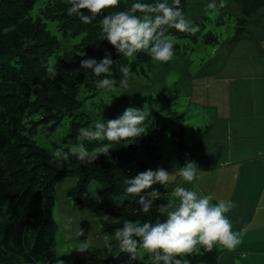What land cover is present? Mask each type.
<instances>
[{
    "label": "trees",
    "instance_id": "trees-1",
    "mask_svg": "<svg viewBox=\"0 0 264 264\" xmlns=\"http://www.w3.org/2000/svg\"><path fill=\"white\" fill-rule=\"evenodd\" d=\"M137 2L172 4V0H120L117 8L107 9L90 24H84L79 17L68 15L69 0L0 1V264L128 262V254L121 253L115 240L110 243L111 248H92L77 256L57 255L55 190L58 181L65 177L79 178L76 187L79 198L87 193L93 180L101 185L102 194L127 197L119 206L99 204L94 208L105 232L115 233L125 221L142 224L165 219L159 211V205L165 203L164 186H153L162 196L148 213L141 210L138 197L125 191V177L131 179L148 169L155 171L141 156L151 153L153 144L161 141L164 132L160 135L156 125L149 122V117L144 122L145 132L141 137L113 143L110 157L102 155L94 162H81L70 155L66 161L53 163V152L41 147L34 139L40 127L56 130L65 121L69 124L65 141L77 140L81 127L94 128L83 112L81 97L86 93V98L89 93L90 97L96 96L100 90L96 82L105 76L98 77L90 70L80 69L82 59L91 58L99 62L106 53L111 54L116 63L111 67L109 78L116 81V85L123 78L121 66L129 67L128 80H134V74L148 75L146 67L152 68L159 63L147 51H141L133 58H124L100 35V21L105 15L127 10ZM241 4L243 17L239 20L240 30L245 27L248 18L264 8V0H242ZM36 7L38 12L33 16ZM181 7L185 15L188 0H181ZM48 21L57 24L66 40L76 39L77 42L62 49V42L52 34ZM205 28L202 24L194 34L167 29V34L176 38V59L190 40L193 43L199 40L200 32H204ZM181 40H187V43L181 45ZM205 41L216 40L205 36ZM49 64L57 73L55 79H51L47 72ZM157 98L160 100L159 108L164 109V99ZM147 99L155 101L153 96ZM116 117L117 114H111L104 120ZM172 119L182 120L183 115ZM85 143L91 152L110 142ZM57 148L63 147L58 146L55 150ZM105 215L114 218L113 221H104ZM220 255L216 246L210 252L201 248L199 253L182 259H187L189 264H219ZM134 264H151V261L144 253Z\"/></svg>",
    "mask_w": 264,
    "mask_h": 264
},
{
    "label": "rangeland",
    "instance_id": "rangeland-1",
    "mask_svg": "<svg viewBox=\"0 0 264 264\" xmlns=\"http://www.w3.org/2000/svg\"><path fill=\"white\" fill-rule=\"evenodd\" d=\"M241 2L242 0H188L185 18L198 26L199 30L202 24L206 27L204 32H200L199 40L196 43L188 40V45L183 47L178 59L173 56L166 63L159 62L152 68L146 67L148 75L134 74L135 79L128 80L127 88H120L117 84L116 91L100 89L94 97H90L89 93L88 98L87 93L83 94V112L92 126L95 127L97 121H103L111 114L122 115L128 107L143 110L146 105L147 111L151 113L149 122L156 125L160 135L163 132L164 135L161 141L153 144L151 153L143 154L141 159L152 169L162 167L169 173L178 172L186 160L194 161L201 179L203 175L206 186L210 188L212 177L226 166L225 160L234 161V157L228 156V139L231 133L225 120L230 111L225 110V116H221L220 107L226 108L227 104L230 107L249 106L258 96V114H263L260 106L264 105V8L249 21L240 37L239 20L243 17ZM212 4L215 7H209ZM221 4L224 7H220ZM37 12L38 7L33 10L32 15L36 16ZM47 23L52 34L61 40L62 49L77 42L76 39L66 40L55 22ZM205 36L216 41H205ZM179 42L182 45L187 40ZM96 59L98 60L97 57ZM240 80L245 82V89L238 97L230 90L239 85ZM252 89H257L256 97L250 92ZM151 96L155 101H148L147 98ZM157 97L164 99V109L159 108L160 100ZM180 114L183 115L182 120L172 119ZM68 129V121L56 130L40 127L34 139L49 152H54L58 146L69 149L80 141H65ZM248 145L253 143L247 142L245 146ZM218 179L224 180L220 176ZM254 182L260 183V179L256 178ZM78 185V177H65L56 185L54 215L57 223L56 250L59 257L79 255L81 242L87 239L89 233L91 243L87 250L105 247L104 236H114V233L103 230L101 218L96 215L94 208L99 204L119 206L127 198L124 195L102 194L101 185L96 180L88 185L87 193L79 198L76 188ZM176 187H185L201 196L207 195L204 191H197L195 180L188 183L177 175L175 180L164 185V204L170 199L175 200L171 193ZM216 190L220 193L217 199L238 203V194L230 199L224 189L218 187ZM215 199L211 201L213 204L218 202ZM235 210L236 207L226 214L228 218L233 217L234 230L236 226L240 227ZM103 219L108 223L113 221ZM79 229L83 230V236L77 235ZM217 246L220 254H223V247ZM230 254L233 257L232 264H249L248 261L252 260L248 253L242 251ZM255 262L261 264L258 260Z\"/></svg>",
    "mask_w": 264,
    "mask_h": 264
},
{
    "label": "clouds",
    "instance_id": "clouds-1",
    "mask_svg": "<svg viewBox=\"0 0 264 264\" xmlns=\"http://www.w3.org/2000/svg\"><path fill=\"white\" fill-rule=\"evenodd\" d=\"M68 15L79 17L82 23L90 24L107 9L117 8L120 0H69ZM209 7H215L214 4ZM220 7H224L223 4ZM85 13H88L87 15ZM139 13L140 15H138ZM101 37L106 39L124 58H133L141 51H147L155 61L166 63L174 56L175 37L167 34L168 28L179 32L196 33L198 26L185 18L181 7V0L167 2L133 3L129 9L105 15L100 21ZM85 54L83 53L82 56ZM116 63L111 54L106 53L101 61L82 59L80 69L90 70L95 76L104 74L105 78L98 80V89L116 91V81L109 78L111 67ZM123 78L119 81L120 88L128 87L130 69L121 66ZM47 72L51 79L56 78L55 69L49 64ZM146 109L128 107L123 114L115 119L97 121L94 128L81 127L78 129L80 143L72 145L68 152L57 148L53 152V163L68 160L75 156L81 162H94L100 156L110 157L113 143L139 138L145 132L144 122L150 116ZM108 141L91 152L85 142ZM198 174V166L194 161L186 160L185 165L178 172L169 173L162 167L155 171L148 169L138 173L133 178L125 177L126 193L138 197L141 210L148 213L153 204L162 194L154 185H166L175 180L178 175L188 183L193 182ZM175 200L159 205L160 214L165 219L155 223L125 221L117 229L114 236L105 235V247L111 248L110 240L115 239L121 253L128 254L127 264H134L142 254H148L151 264H189L184 256L199 253L203 248L212 251L217 245L228 251H234L242 243L244 229L233 231L230 219L227 217L237 204L231 200H219L213 204L211 195L201 196L196 191L185 187H176L171 193ZM105 220L114 219L105 215ZM68 224H71L69 219ZM77 235L83 236L79 229ZM91 243L90 233L84 242H81L80 253L85 252ZM181 257V258H178ZM59 264H63L59 261Z\"/></svg>",
    "mask_w": 264,
    "mask_h": 264
},
{
    "label": "crops",
    "instance_id": "crops-1",
    "mask_svg": "<svg viewBox=\"0 0 264 264\" xmlns=\"http://www.w3.org/2000/svg\"><path fill=\"white\" fill-rule=\"evenodd\" d=\"M254 16L256 14L246 20L245 26ZM245 30V27L239 29L238 36L241 33L243 35ZM244 89L245 82L242 83L240 80L239 85L230 91L239 97ZM250 92L256 97L257 89H252ZM257 98L259 99L257 96L249 106L235 105L230 107L227 104L226 108L220 107L221 116H225V110L230 111V115L225 116L226 119H224L227 121L229 133H231L228 139L230 141L228 148L230 155L228 156L234 157V161L232 159L225 160L226 166L220 170L219 174L212 177L210 188L206 186L203 175L201 179V175L198 173L199 175L195 179L198 185L197 191L199 193L204 191L213 199L216 198V201H219L217 197L220 195L216 190L218 187L226 191L227 198L231 199L234 194H238L235 211L237 218H239L240 227L236 226V230L233 228V231L239 232L242 229L246 231L242 243L234 251L223 248L219 264H232L233 257L230 253L239 251L250 255L252 260H246L249 264L257 263L255 260L264 264V158H262L264 155V105L260 106L263 108V114H258ZM259 115L260 117H258ZM247 142L248 144L249 142L253 143V145L245 146ZM219 176L224 180H219ZM256 178L260 179V183L254 182ZM220 183L224 184L220 185ZM229 219L231 223L234 220L233 217ZM252 253H257V255Z\"/></svg>",
    "mask_w": 264,
    "mask_h": 264
}]
</instances>
